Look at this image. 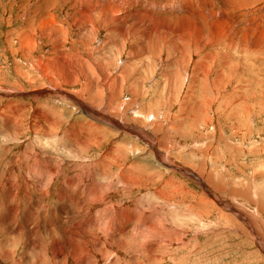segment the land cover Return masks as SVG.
I'll return each instance as SVG.
<instances>
[{"label": "rangeland", "instance_id": "obj_1", "mask_svg": "<svg viewBox=\"0 0 264 264\" xmlns=\"http://www.w3.org/2000/svg\"><path fill=\"white\" fill-rule=\"evenodd\" d=\"M61 1L0 0V179L11 175L10 183H14L15 186L14 175H26V178L30 182L32 181L33 184L29 188L32 195L27 200L22 199L21 201L15 192H12V194L4 192L8 197L2 196L3 192L0 189V195L3 198H7V200L0 199L5 205V207L0 208V216L6 215L8 211L7 206L13 197L15 198V202L11 201V203L16 206L17 212L15 211L14 213V218L17 219L16 222L23 221L24 217H28L29 215L32 217L33 215L40 223H45L48 217L52 221L59 219V223L63 221L62 225L67 226V224L71 223V226L69 225L70 227L65 228L64 231L67 235L71 236L70 234H72V236L78 237V240H81L76 246L80 253L78 260L82 262L84 256H82L83 252H81V248L84 243L95 241L99 235H102L101 231L94 230L89 224H85V219L91 216L94 219H100L99 222L103 224L106 220L104 218L105 215H103L104 211L106 212L114 205H118L122 211H125V214L129 212L136 215L135 219L126 225V231L130 232V236L126 235L125 237L129 238L130 242L133 240L131 236L133 234L135 236L137 233L135 237L143 234L139 237L141 239H139L140 244H142L143 237L145 236L143 232L151 224H153L154 228L163 226L168 228V230L157 231L149 235L150 237L153 235V238H148V236V240H146L147 238L144 240L145 244L148 243L149 246H155L153 251L148 252L149 248L146 249L145 246L144 248L135 249L134 245L129 247L126 245L124 246V250L121 251L122 253H119L116 251L119 249L117 246L115 251L109 250L113 254H110L111 258L109 256L104 261V264H264V41H262L264 40V0H243L241 1L242 3L231 5L230 10L237 13L236 17L238 21L235 20V22L236 25L238 24V28L236 30L239 37L241 36L242 38L238 37V39L233 40L232 37H229L230 40L228 39L225 42L226 46H223L224 49H219V47L214 49L212 48L213 46L209 45V40L214 38L209 36L210 29L205 30L204 27H202L204 29V34L202 35L206 36L207 40L204 39V43L207 41L208 45L205 44L203 51L194 48L193 40L186 42L188 33L178 35L167 34L166 40L168 39V43H171L169 49L172 48L173 41L175 43L177 41V46L181 47V50L184 52L180 56V60L183 61L182 69L188 66L189 68L182 75L180 73L178 75L175 70L179 65H172V54L169 56L165 52L159 55L158 50L162 46V43L165 45L162 40L153 35L151 40H146L140 32L131 29L133 37L129 36L124 49L121 47L125 43L124 39L120 33L112 29V26L115 25L114 21H109L108 19L107 22H102L99 20V14L94 11L90 16L83 15L84 8L81 3L75 6L71 0ZM129 1L131 0H118L120 3L118 13L110 12L107 18L114 14L120 15L122 11L121 16H119L122 22L128 24L135 21L143 22L144 19H140L139 14L151 9L142 8L136 4L133 5L135 8L128 5L129 9L126 10L124 8H127ZM161 1L158 0L157 2L161 3ZM75 10L76 12H74ZM156 13L155 11L154 14ZM157 14L164 17L161 12ZM48 15L55 17L57 22L55 29L61 26L60 29L57 28L56 30L61 31L58 34L59 39L55 42L54 39L46 37L45 31L48 28L44 25L43 20L49 18ZM177 16L183 17L180 14ZM88 19L89 22L93 21V24L87 22ZM174 19L179 18L175 17ZM186 22H188V25L184 24L185 26L183 25L182 27H189L194 30L198 29L197 23L200 24L199 19L191 20L190 17H188ZM202 25L209 26L208 23ZM230 28L234 29L232 26ZM254 28L256 31H254ZM237 31H233V33L236 34ZM256 32H258V35ZM235 34L233 35L235 36ZM182 35H185L186 39ZM244 37H248L250 41L255 42H246L245 44ZM256 38L260 39L261 44L257 42ZM48 40L51 42L49 43ZM137 40L151 47L153 51L155 50V53H157L155 56L159 64H157L158 61L149 58L148 54H145L142 58L146 59V62L140 63L142 59H135L131 43L136 42L134 43L135 46L138 43ZM22 41H32L34 44L30 50H27L31 56L29 59L22 54ZM215 44L219 46L218 43ZM246 45L250 47L247 46L246 48ZM98 47L101 48L100 52H97ZM90 48L93 49V52ZM209 51H213V54ZM119 52L120 54L117 56ZM52 53H59L61 55L64 53V61L65 58H67V62L70 59L68 63L74 65L78 64V60L75 62L73 60L76 59H72V57L74 54L77 56V54L82 53L81 59L85 62L83 65L91 66V63H95L96 65L101 64L102 68L107 72L108 82H110V76L116 78L121 75V78H118V87L115 89V92L118 90L119 93L114 95V99L123 105L125 111V116L121 117L123 122L120 124L122 133L119 130L117 131L119 127L112 129L111 126L110 128V125H107L110 122L109 120L103 123L104 126L103 124H95L100 127L102 126L101 130L106 133L104 135L101 132V134L103 133L100 136L102 142L98 138L93 140L90 138L86 139L85 134H82L80 141L70 142L66 138L68 141L66 142L65 140L64 142L61 140V135L55 137L51 132L47 137L49 141L46 140L44 134L38 135L37 133H33L34 130H32L30 123L35 118L33 116L36 115L34 114L36 109L48 113L53 120L61 117V134L65 130L70 131L69 129H71L72 124L77 120L76 117H82L83 115L82 110H80L81 108L79 109L73 99L66 94L56 93V95L49 92L48 88L51 87V84H47L46 81L41 79V75L36 69V66H38L36 65V61L41 59L42 64L48 65L47 63H49L48 60L51 58L50 54ZM65 53L69 55L67 56ZM89 54H91V57ZM194 54L197 56H194ZM158 55L161 56L162 61H165L163 62L165 72L167 71V66L173 67H171L173 70L169 68V70H175L172 75L167 74V77H164L165 74L162 73L163 71L161 72V60H159L160 57ZM94 57L100 60H96ZM174 59L179 60L178 57ZM107 62L108 64L110 63V66ZM59 63L62 62H56L55 64ZM137 64L139 65L137 70L139 74L136 71L134 72L136 75L133 73L125 76L123 72L128 68V65L131 67ZM166 64L170 65L166 66ZM208 64H210V67ZM46 65H44L45 69L49 67ZM142 66L145 67L144 70ZM151 66L154 68L157 66L158 69H153ZM44 67L42 66L41 69L44 70ZM140 67L141 71H139ZM199 68L202 71L204 70L203 73L209 76V80L205 79L208 83H203L202 77H198L196 72ZM147 69L149 70L148 72ZM195 70L196 72H194ZM150 73L153 77L149 76ZM169 75L172 77H169ZM138 76L140 78H137ZM141 77L143 78L141 79ZM173 77L176 80H173ZM100 78L98 80L93 79L91 80L92 82L89 81V78L87 82L81 80L78 86H64L63 90L67 91L69 95L72 92L79 93L81 91V94H86L87 99L85 98V102L89 105H92L91 101L99 100V102H103V96L106 99V95L101 96L100 99L96 96L98 95L96 90H99L101 93V90H104L99 85L100 83L104 84V79ZM152 79L153 81H151ZM132 80H136L135 82L138 83H134L135 86L133 84L130 85V81ZM146 80L150 82L147 83ZM174 84H176V87ZM87 85L91 88V93L86 90ZM131 88L136 89L134 92H131ZM35 91L42 93L38 92L37 94ZM31 94L35 97L30 96ZM202 98L213 99L210 101L213 104L212 110L201 104L204 102ZM122 101H125L124 104ZM158 101H161V103ZM17 104L21 106L22 112L16 111ZM103 104H108V100L107 102L105 100ZM137 104L140 106L141 113L135 111ZM95 106L92 105V107ZM205 109H209L210 111L206 112L204 111ZM72 111L75 118H72L74 117L73 114L71 115ZM84 115V119L89 121L92 118L90 120L92 123L97 122V116L94 117L93 113L91 117L84 111ZM135 116L138 120L140 118L143 123L140 124ZM8 118H10V124H6ZM87 124L89 122L85 123V125ZM145 124H154L156 126L148 128ZM132 129H140L146 132L154 141H160V137L164 138L167 133V140L169 141H167L166 145L163 144L162 148L161 144L156 146V150L161 157L154 150H150L151 147L148 141L142 137L141 139L138 134L133 133ZM130 135L137 138V140L132 142L133 144L127 143L129 142L128 138ZM54 137L55 139L59 138L57 142L52 140ZM125 137L128 140L125 141ZM36 138L41 140L38 141ZM163 146L166 147L163 148ZM135 147L136 149H134ZM112 149H114L112 158H109L105 163L100 162L102 157L108 156L113 151ZM28 150L35 152L34 155L37 153L35 156L39 157H35V161L31 162L33 156L31 153H28ZM29 162L31 163L27 168L26 165L28 166ZM172 162L177 167L171 166L170 163ZM35 163H41V166H33ZM130 171H133L132 173H135V175H131ZM42 174L43 176H40ZM51 175H58L55 180L56 182L54 181V177L51 180ZM85 175L90 176L87 177ZM120 175L127 179V186L124 184L125 182H121ZM86 179H90L89 183H92V185L88 184ZM50 181H54L55 184L50 183ZM203 181L206 189L202 187ZM103 184L111 188V193L108 194L105 200L102 199L104 202L93 205L92 201L98 194L92 189ZM132 184L134 187H132ZM3 188L9 191L10 186L3 185ZM174 188L179 193L175 192ZM121 191L122 193L120 194ZM166 191L170 192V194ZM182 191L185 193H182ZM159 192L167 193L168 196L156 198L154 195ZM62 193H64V196ZM39 195H41L40 198ZM166 197H169V199L166 200ZM202 198L204 202L200 201ZM66 200H68L67 203ZM1 210H3L2 213ZM75 211L76 213L71 219L68 213L72 214ZM113 214H109V217ZM115 216L116 212L114 214L115 219L112 218V221L118 218V216ZM122 219H124L123 222L125 223L128 221L125 215ZM161 219L163 220L162 224L159 223ZM74 220H77L78 223L76 224ZM167 222L169 225L166 224ZM135 226L136 228H134ZM134 230L136 233H134ZM137 230L139 231L137 232ZM180 230L185 231V233L183 232V235L179 234L178 231ZM42 231L39 230V234H36L37 232H29L28 236L36 239L41 234L42 243L43 238L47 239L43 245L45 249L49 250V252L47 250L45 256H49L51 255L50 249L53 241L45 231H43L44 233ZM174 231L177 233L175 234ZM1 234L0 240L4 237ZM29 237H26V239L22 238L21 245L19 242L16 244V259L23 258V254L26 253L27 248L24 243ZM59 242L61 243L60 246L63 244L66 246L64 241L59 240ZM163 245L165 248L162 247ZM147 253L152 257L147 255ZM32 257L30 256V259H33ZM70 258L75 259V255H71ZM70 263H73L72 259H70ZM30 264H33V262Z\"/></svg>", "mask_w": 264, "mask_h": 264}, {"label": "bare ground", "instance_id": "obj_2", "mask_svg": "<svg viewBox=\"0 0 264 264\" xmlns=\"http://www.w3.org/2000/svg\"><path fill=\"white\" fill-rule=\"evenodd\" d=\"M63 1V0H62ZM61 1V2H62ZM74 2L75 6L76 5H80V3L82 4L83 6V12L82 14L83 15H87V16H90L91 13L94 11L95 13H98L100 17L99 20H101L102 22L106 21L109 19V21H114L115 22V25L112 26V29L118 33L121 34L122 38L124 39L125 43H123L121 45V47H123L125 49V46L128 42V39H129V36L132 34L131 33V29H134L138 32H140L142 35H144V39L146 40H151V38L154 36L160 40H162L165 45H163L162 43V46L159 48L158 50V53L160 55V53H168L169 56L172 54L173 55V66L175 65H179L178 68L176 67L175 70H176V73H180V75H182L186 70L187 68H189V66L187 68H183L182 69V65H183V61L180 60V56L182 55V50H181V47L177 46V41L175 43V41H173L172 43V48L169 49V46H170V42L168 43V39L166 40V36L167 34H181V33H188V38H187V41L186 42H189L190 40H193L194 42V45H195V49L196 50H200V51H203V48L205 46V44H207L208 42L206 41L204 43V39H206L202 34L203 33V30L205 29H210L209 30V36H212L214 39L211 38V40H209V45L210 46H213L212 48H216V47H219L220 48H223V46H226L225 42L230 38L229 37H232L233 40L234 39H238L239 35H238V31L236 30L238 28V24L236 25V22L235 20H237V17H236V14L234 11L232 12L230 9H231V5H236L238 3H240L241 1L243 0H160V2H157L158 0H131L127 3V8H124V9H129L128 8V5H138V6H141L142 8H150L151 10L150 11H147V12H143L142 14H139V18L140 19H144L143 22H138V21H135V22H131L130 24L126 23V22H122L121 19H119V16H121V12H120V15H111L109 16V18H107V16L109 15L110 12H113V13H118V8L120 6V3L118 2V0H71ZM245 1V0H244ZM242 3V2H241ZM65 4V3H64ZM44 5V4H43ZM72 5V4H71ZM125 5V4H124ZM243 5V4H241ZM41 6V5H40ZM66 6V5H65ZM240 6V5H239ZM248 6V5H247ZM73 7V6H72ZM79 7V6H78ZM77 7V8H78ZM134 7V6H133ZM51 8V7H49ZM76 8V7H75ZM135 8V7H134ZM72 9V8H71ZM81 9V8H80ZM236 9V8H235ZM254 9V8H253ZM47 10V9H46ZM57 10V9H56ZM115 10V11H113ZM237 10V9H236ZM242 10V9H241ZM258 10V9H257ZM52 11V10H51ZM82 11V10H81ZM135 11V10H134ZM141 11V10H140ZM155 11L158 13V12H161L164 17H162L161 15L159 14H154ZM42 12V11H41ZM53 12V11H52ZM76 12V10L74 11ZM132 12V11H131ZM142 12V11H141ZM44 13V12H43ZM128 13V12H127ZM73 14V13H72ZM76 14V13H75ZM74 14V15H75ZM78 14V13H77ZM178 14H180L181 16H183L182 18H180L179 16H177ZM33 15V14H32ZM70 15V14H69ZM125 15V14H124ZM37 16V15H36ZM93 16V15H92ZM47 17V16H46ZM49 18L47 19H44L43 20V23L44 25H46V27L48 28L46 32V37L48 38H52L54 39V42L57 41L59 39V32L61 31H56L57 28L60 29V27H57L55 29V25H56V20H55V17L52 16V15H48ZM74 17V16H73ZM76 17V16H75ZM124 17V16H123ZM179 18V19H174V18ZM188 17L192 19H199V23H197V27L198 29L197 30H194L192 28H189V27H182L184 24L185 25H188V22H186L188 20ZM69 18V17H68ZM67 18V19H68ZM83 18V17H82ZM81 18V19H82ZM95 18V17H94ZM126 18V17H125ZM259 18V17H257ZM123 19V18H122ZM261 19V18H260ZM37 20V18H36ZM72 20V19H71ZM129 20V19H128ZM127 20V21H128ZM132 20V19H131ZM252 20V19H251ZM250 20V21H251ZM259 20V19H258ZM257 20V21H258ZM108 21V22H109ZM141 21V20H140ZM238 21V20H237ZM240 21V20H239ZM39 22V21H38ZM60 22V21H59ZM74 22V21H72ZM87 22H89V19L87 20ZM93 21L89 22V23H92ZM180 22V23H179ZM254 22V21H253ZM41 23V22H40ZM67 23V22H66ZM179 23V24H178ZM204 23H208L209 26H203L202 24ZM239 23V22H238ZM80 24V23H79ZM83 24V23H82ZM93 24V23H92ZM91 24V25H92ZM97 24V23H96ZM106 24V23H105ZM128 24V25H127ZM246 24V23H245ZM248 24V23H247ZM262 24V23H261ZM89 25V24H88ZM99 25V24H98ZM108 25V24H107ZM184 25V26H185ZM259 25V23H258ZM39 26V25H38ZM84 26V25H83ZM164 26V27H163ZM234 27V29L230 28V27ZM256 26V25H255ZM45 27V28H46ZM70 27V26H69ZM77 27V25H76ZM75 27V28H76ZM103 27V26H102ZM180 27H182L181 29H179ZM193 27V26H192ZM204 27V29L202 28ZM253 27V26H252ZM39 28V27H38ZM46 28V29H47ZM84 28V27H83ZM87 28V27H86ZM96 28V27H95ZM100 28V26H99ZM244 28V27H243ZM64 29V27H63ZM179 29V30H178ZM250 29H251V26H250ZM31 30V29H30ZM39 30V29H38ZM67 30V29H66ZM237 31V33H233V31ZM239 30V29H238ZM242 30V29H241ZM76 31V30H75ZM103 31V29H102ZM208 31V30H207ZM207 31H204V32H207ZM245 31V29H244ZM252 31H253V28H252ZM254 31H256V29L254 28ZM262 31V30H261ZM39 32V31H38ZM88 32V31H87ZM109 32V31H108ZM134 32V31H133ZM242 32V31H241ZM247 32V31H246ZM245 32V33H246ZM73 33V32H72ZM77 33V32H76ZM240 33V32H239ZM252 33V32H251ZM257 35H258V32H256ZM263 33V32H262ZM40 34V33H39ZM81 34V33H80ZM110 34V33H109ZM225 34V35H224ZM235 34V36L233 35ZM62 35V34H61ZM79 35V33H78ZM153 35V36H152ZM208 35V34H206ZM233 35V36H232ZM26 36V35H25ZM45 36V35H44ZM66 36V35H65ZM74 36V35H73ZM97 36V35H96ZM132 36V35H131ZM137 36V35H136ZM135 36V37H136ZM170 36V35H169ZM168 36V37H169ZM183 36V35H182ZM185 36V35H184ZM183 36V37H184ZM133 37V36H132ZM143 37V36H142ZM241 37V36H240ZM239 37V38H240ZM27 38V37H26ZM33 38V37H32ZM71 38V37H70ZM87 38V37H86ZM96 38V37H95ZM114 38V37H113ZM170 38V37H169ZM173 38V36H172ZM179 38V36H178ZM185 38V37H184ZM242 38V37H241ZM240 38V39H241ZM66 39V38H65ZM112 39V38H111ZM186 39V38H185ZM210 39V37H209ZM257 39V38H256ZM28 40V39H27ZM26 40V41H27ZM43 40V39H42ZM45 40V39H44ZM61 40V39H60ZM68 40H69V37H68ZM89 40V39H88ZM142 40V39H141ZM178 40V39H177ZM184 40V39H183ZM207 40V39H206ZM258 43L261 44V41L260 39L258 38L257 39ZM23 42V46L21 47V51H23L22 54H24L26 56L27 59L31 58L30 56V53L27 51V50H30L32 47H33V43L32 41L30 42ZM29 41V40H28ZM49 41V40H48ZM131 41V40H130ZM133 41V40H132ZM167 41V42H166ZM185 41V40H184ZM239 41V40H238ZM242 41V40H241ZM264 41V40H262ZM51 41H49L50 43ZM65 42V41H64ZM68 42V41H67ZM138 42V40H137ZM155 42V41H154ZM185 42V43H186ZM243 42V41H242ZM246 42H252L249 40V38H245L244 37V43L246 44ZM255 42V41H254ZM252 42V43H254ZM62 43V42H61ZM66 43V42H65ZM115 43V42H114ZM136 43V42H134ZM134 43L132 44L131 43V48L133 49L134 51V56H135V59H138V60H141L145 54H148V57L155 60V61H158L157 57L155 55H157V53H155V50L153 51L151 49V47H148L146 46L142 41H139L135 46H134ZM160 43V42H159ZM158 43V44H159ZM215 43H218L219 46H217V44ZM249 43V45H250ZM71 44V43H70ZM97 44V43H96ZM107 44V43H106ZM111 44V43H110ZM109 44V45H110ZM130 44V43H129ZM149 44V43H148ZM237 44V43H236ZM248 44V43H247ZM257 44V43H256ZM255 44V45H256ZM51 45V44H50ZM67 45V44H66ZM77 45V44H76ZM79 45V44H78ZM88 45V44H87ZM156 45V43H155ZM187 45V44H186ZM208 45V44H207ZM249 45H246V48L247 46L250 47ZM58 46V45H57ZM94 46V45H93ZM209 46V47H210ZM55 47V46H54ZM62 47V46H61ZM78 47V46H77ZM108 47V46H106ZM168 47V48H167ZM75 50H76V47L74 46ZM188 48V47H187ZM66 49V48H65ZM86 49V48H85ZM89 49V48H88ZM91 49V48H90ZM122 49V48H121ZM190 49V48H189ZM194 49V51H195ZM202 49V50H201ZM224 49V48H223ZM41 50V49H40ZM92 52H93V49H91ZM110 50V49H109ZM186 50V49H185ZM188 50V49H187ZM191 50V49H190ZM189 50V51H190ZM218 50V49H217ZM256 50V49H255ZM61 51V50H60ZM101 51V48L98 47L97 49V52H100ZM122 51V50H121ZM130 51V50H129ZM187 51V52H189ZM219 51V50H218ZM53 52V51H52ZM81 52V51H80ZM83 52V51H82ZM85 52V51H84ZM89 52V51H88ZM106 52V51H105ZM110 53V51H108ZM128 52V51H126ZM157 52V51H156ZM211 52V51H209ZM213 52V51H212ZM211 52V54H213ZM226 52V51H225ZM62 53V51H61ZM86 53V52H85ZM102 53V52H101ZM184 53V52H183ZM216 54V52H214ZM64 54V53H63ZM63 54H59V53H52L50 54L51 58L48 60L49 63H47L48 65L46 64H42V61L41 59L36 61V65L39 66H36V69L38 70V72L40 73L41 75V79L43 81H46L47 84L50 83L51 84V87H49L48 90L49 92H52L54 94L56 93H61V94H66L68 95L71 99L74 100V102L77 104V106L79 107L80 110H82L81 112L83 113L82 117H76L77 120L75 123L72 124V127L71 129H69L70 131H67L65 130L64 132H62L61 134V127H60V124H62L61 122V117H58V118H54L55 120H53L50 115H48V113H44L42 112L41 110L39 109H36V111L34 112V115L33 116V122L30 123V126L32 128V130H34L33 133H37L38 135H41V134H44V137L46 138V140H49L47 137L48 135L51 133H53V135L55 137H58V136H62L61 137V140L65 142L66 138L70 141V142H74V141H80L82 139V134H85L86 136V139L87 138H90V139H96L98 138L99 141H101L100 139V136L104 133V135L106 134L105 132H103L101 130V127L99 125H102L104 122H106L107 120H109L110 122L107 123V125H110V128L112 126V129H115L117 127H119L117 129V131L119 130L121 133H122V130L120 128V124L123 122V120H121L122 118L121 117H124L125 116V111H124V107L122 104H119L118 102H116L117 100L114 99V95L119 93V91L117 90L115 92V89H117L118 87V78H121V75L119 77H114V76H110V82H108V75H107V72L105 71L104 68H102V65H96L95 63L94 64H90L91 66H84L83 64L85 63L81 58H82V53L80 54H77V56L74 54L71 55L73 56L72 59H76V60H73V61H77L78 60V64L77 65H74V64H70L68 63L70 59H68V62H67V58H65V61H64V57H63ZM66 54V53H65ZM108 54V53H107ZM111 54V53H110ZM116 54V53H115ZM119 53H117V56H118ZM129 54V53H127ZM189 54V53H188ZM203 54V53H202ZM210 54V55H211ZM67 55V54H66ZM69 55V54H68ZM67 55V56H68ZM91 54H89L90 56ZM98 55V54H97ZM113 55V54H112ZM161 60V56H159ZM184 55V54H183ZM192 55V54H191ZM196 54H194L195 56ZM245 55V54H244ZM66 56V57H67ZM101 56V55H99ZM98 56V57H99ZM122 56V55H121ZM131 56V55H130ZM179 58L178 59H174V58ZM186 56V54H185ZM197 56V55H196ZM205 56V55H204ZM207 56V55H206ZM212 56V55H211ZM234 56V55H233ZM91 57V56H90ZM147 57V58H148ZM187 57V56H186ZM191 57V56H190ZM189 57V58H190ZM213 57V56H212ZM220 57V56H219ZM236 57V56H235ZM24 58V57H23ZM25 58V59H26ZM69 58V57H68ZM84 58V57H83ZM96 58V60H98L99 58L97 57H94ZM130 58V57H129ZM133 58V56H132ZM155 58V59H154ZM206 58V57H205ZM233 58V57H232ZM71 59V60H72ZM134 59V60H135ZM150 59V60H151ZM208 59V58H207ZM214 59V58H213ZM34 60V59H33ZM46 60V61H47ZM100 60V59H99ZM148 60V59H147ZM87 61H90V60H87ZM92 61V60H91ZM149 61V60H148ZM152 61V60H151ZM150 61V62H151ZM154 61V62H155ZM185 61V60H184ZM200 61V60H199ZM207 61V60H205ZM56 62H62V63H59V64H55ZM72 62V61H71ZM103 62V61H102ZM131 62V61H130ZM136 62V61H134ZM138 62V61H137ZM142 62H146V59H142L140 61V63ZM165 61H160V66H162L161 68V72L165 74L164 77H167V74H173L174 71H172L173 67H169L167 65H170V64H166L167 66V71L165 72L164 71V63ZM198 62V61H197ZM210 62V60H209ZM53 63V64H52ZM73 63V62H72ZM79 63H81L79 65ZM88 63V62H87ZM90 63V62H89ZM97 63V62H96ZM104 63V62H103ZM126 63V62H125ZM171 63V62H169ZM185 63V62H184ZM193 63V61H192ZM202 63V62H201ZM52 64V65H51ZM63 64V65H62ZM108 64V62H107ZM110 64V63H109ZM108 64V65H109ZM135 64V63H134ZM154 64V63H153ZM157 64H159V61L157 62ZM188 64V63H187ZM199 64V63H198ZM205 64V63H204ZM44 65H46L48 68L45 69ZM95 65V66H94ZM114 65V63H113ZM142 65V64H141ZM152 65V64H151ZM209 67H210V64H208ZM44 67V70L41 69V67ZM105 66V65H104ZM110 66V65H109ZM112 66V65H111ZM138 64L137 65H134V66H131L129 67L128 65V68L124 70V74L125 76L126 75H131L133 74L134 72H136L138 70ZM148 66V65H147ZM150 66V65H149ZM196 66V65H194ZM33 67V66H32ZM156 68L152 67L153 69H158L157 66H155ZM203 67V65H202ZM208 67V68H209ZM34 68V67H33ZM114 68V67H113ZM126 68V66H125ZM169 68H171L172 70H169ZM205 68V66H204ZM142 69L144 70L145 67L142 66ZM141 67H140V70H142ZM193 69V68H192ZM155 70V72H156ZM180 72H179V71ZM208 70V69H207ZM210 70V69H209ZM149 70L147 69V72ZM151 71H153L151 69ZM204 71V70H203ZM203 71L201 70V68H199L196 72V70L194 72H196L198 74V77H202V80H203V83H208L207 81H205V79L209 80V76L207 74H204ZM145 72V71H144ZM154 72V71H153ZM189 72V71H188ZM212 72V71H211ZM21 73V72H20ZM138 73V71H137ZM186 73V72H185ZM191 73V72H190ZM195 73V74H196ZM207 73V72H206ZM118 74V73H117ZM135 74V73H134ZM139 74V73H138ZM146 74V73H144ZM194 74V75H195ZM24 75V74H23ZM136 75V74H135ZM149 75V74H148ZM155 75V74H153ZM19 76V75H18ZM133 76V75H132ZM141 76H142V73H141ZM144 76V75H143ZM150 77H153L150 73L149 75ZM158 76V75H157ZM177 76V75H176ZM175 76V77H176ZM186 76V75H184ZM24 77V76H23ZM102 77V80L104 81V84L102 85L101 83L99 84L98 81H96V83L98 82L99 85H101V88L104 89V90H101L102 93L99 91V90H96V93H98V95H96L99 99L101 96L103 95H106L107 98L105 99L104 96H103V102L105 103V100L107 102L108 100V104L104 105L103 102H99L98 101H91L92 102V105L95 106V107H92V105H89L87 104L85 101V98H86V94H81L80 92L79 93H73L69 95V93L65 90H63V87L67 86V87H76L78 86V83L81 82V80L83 81H86L88 80V78L90 79L89 81L93 80V79H97ZM130 77V76H129ZM149 77V78H150ZM169 77H172L169 75ZM25 78V77H24ZM133 78V77H131ZM137 78H140L139 76ZM143 77H141L142 79ZM187 78V76L185 77ZM101 79V78H100ZM99 79V80H100ZM148 79V78H147ZM134 80V79H133ZM130 81V85L134 83H138V82H135V81ZM139 80V79H138ZM173 80H176L174 77H173ZM181 80V79H180ZM38 81V80H37ZM102 81V82H103ZM153 81V79L151 80ZM92 82V81H91ZM126 82V81H125ZM147 82V80H146ZM150 82V81H148ZM147 82V83H148ZM38 83V82H37ZM143 83V82H142ZM146 83V84H147ZM157 83V82H156ZM97 84V85H98ZM124 84V83H123ZM1 85V84H0ZM20 85V84H19ZM94 85V84H93ZM121 85V84H120ZM175 87H176V84H174ZM96 86V85H95ZM181 86V84H180ZM207 86V85H206ZM209 86V84H208ZM211 86V84H210ZM215 86V85H214ZM122 87V86H121ZM131 87V86H130ZM129 87V88H130ZM141 87V86H140ZM213 87V86H212ZM100 88V86H99ZM125 88V87H124ZM182 88V87H181ZM205 88V87H204ZM83 89V88H82ZM91 88L89 87V85L86 86V90H88L90 93L92 92L90 90ZM96 89V88H95ZM121 89V88H120ZM136 89V88H135ZM135 89L131 88V92H134ZM146 89V88H145ZM163 89V88H162ZM180 89V88H179ZM207 89V88H205ZM24 90V89H23ZM44 90V89H43ZM85 90V89H84ZM85 90V91H86ZM143 90V89H142ZM151 90V89H150ZM194 90V89H193ZM3 91V90H2ZM9 91V90H8ZM47 91V90H45ZM43 91V92H45ZM127 91V89H126ZM146 91V90H145ZM211 91V90H210ZM5 92V91H3ZM11 92V91H10ZM39 93H42L40 91H35V93L38 94ZM76 92V91H75ZM88 92V93H89ZM149 92V91H148ZM83 93V92H82ZM89 93V94H90ZM122 93V91H121ZM120 93V94H121ZM126 94V93H125ZM135 94V93H134ZM18 95V94H17ZM23 95V94H22ZM51 95V94H49ZM57 95V94H56ZM55 95V96H56ZM132 95V94H131ZM30 96H33L35 97L33 94H31ZM54 96V97H55ZM135 96V95H134ZM137 96V95H136ZM170 96V94H169ZM208 96V95H207ZM37 97V96H36ZM41 97V96H40ZM138 97V96H137ZM135 97V98H137ZM210 97V96H209ZM60 98V97H59ZM62 98V97H61ZM122 98V97H120ZM133 98V97H132ZM207 98V97H206ZM206 98H202L204 99V102H202L201 104L205 105L206 108H210L211 110L213 109L212 105L210 103L211 100L209 99H206ZM31 99V98H30ZM33 99V98H32ZM67 99V98H65ZM87 99V98H86ZM119 99V98H118ZM142 99V98H141ZM122 100V99H121ZM35 101V99H34ZM138 101V100H137ZM71 102V101H70ZM116 102V103H115ZM125 102V101H124ZM124 102L122 101V103L124 104ZM161 103V101H158ZM72 103V102H71ZM89 103V102H88ZM185 103V101H184ZM209 103H210V106H209ZM74 104V103H73ZM216 104V103H215ZM18 106L16 107V111L19 112L21 111L22 112V109L21 106H19V104H17ZM125 106V105H124ZM153 106V104H152ZM167 106V105H166ZM179 106V105H178ZM192 106V105H191ZM73 107V106H72ZM133 107V106H132ZM140 106L137 104L135 106V111H139L140 113L142 112L141 109L139 108ZM74 108V107H73ZM134 108V107H133ZM166 108V107H165ZM168 108V107H167ZM202 108V107H201ZM76 109V108H75ZM199 109V108H198ZM24 111V110H23ZM84 111L86 112V114H88L89 116L94 115L97 116V122L95 123H92L90 120L92 119L91 117H88V118H91L89 121L87 119H84L83 116L84 115ZM133 111V110H132ZM131 111V112H132ZM134 111V113H135ZM204 111H210L209 109L208 110H204ZM80 112V113H81ZM139 113V114H140ZM6 114V113H5ZM73 114V111L71 113V115ZM1 115V114H0ZM13 115V114H12ZM136 115V114H135ZM4 116V115H3ZM63 116V115H62ZM74 117L72 118H75V115L73 114ZM138 116V115H136ZM135 116V117H136ZM20 117V116H19ZM71 118V117H70ZM86 118V117H85ZM137 118V117H136ZM12 119V118H11ZM17 119V117H16ZM15 119V120H16ZM94 119V118H93ZM124 119V118H123ZM0 120H1V117H0ZM14 120V119H13ZM21 120V119H20ZM19 120V122H20ZM138 120V118H137ZM136 120V121H137ZM74 122V121H73ZM86 122H89V124L85 125ZM138 122L140 124L143 123L142 120H138ZM137 122V123H138ZM5 123V122H4ZM10 124V118L7 119V122L6 124ZM15 123V122H14ZM13 123V124H14ZM129 123V122H127ZM149 123V121H148ZM158 123V122H157ZM16 124V123H15ZM95 124H99V125H95ZM125 124V123H123ZM106 125V124H105ZM126 125V124H125ZM130 125V123H129ZM133 125V124H132ZM104 126V124H103ZM134 126V125H133ZM139 126V125H138ZM146 127L150 128V127H153L154 124L152 125H149V124H145ZM144 126V127H145ZM156 126V125H155ZM154 126V127H155ZM160 126V125H159ZM109 128V127H108ZM124 128V127H123ZM127 128V127H126ZM111 129V130H112ZM147 129V128H146ZM12 130V129H11ZM161 130V129H160ZM79 131V132H78ZM109 131V130H108ZM130 131V130H129ZM133 133H136L140 136V138L142 137L143 139L145 138L151 149L150 150H154V152L159 156L161 157V155L159 154V152L156 150V146L157 145H160L161 144V148H162V145L167 143V140L168 139V134L166 133L165 134V137L161 138L160 141L158 140H155L152 139L150 137L149 134H147L146 132L140 130V129H132ZM153 131V130H152ZM170 131V130H169ZM168 131V132H169ZM101 132H103L101 134ZM131 132V131H130ZM110 133V132H108ZM120 133V134H121ZM156 134H158L157 132H155ZM159 135V134H158ZM36 136V135H35ZM51 136V135H50ZM19 137V136H18ZM37 137V136H36ZM52 138V140L54 142H57L59 138H56L55 139ZM138 137V136H137ZM38 138V137H37ZM36 138V139H37ZM51 138V137H50ZM141 138V139H142ZM156 138V137H155ZM158 138V137H157ZM129 139V140H128ZM126 139L125 137V141L128 140L129 142L127 143H132L134 140H137L136 136L135 137H132L131 135L129 136V138ZM38 140V139H37ZM41 140V139H39ZM38 140V141H39ZM51 140V141H52ZM66 140V142L68 141ZM50 141V140H49ZM83 141V140H82ZM81 141V142H82ZM95 141V140H94ZM124 141V140H122ZM162 141V142H161ZM88 142V141H87ZM96 142V141H95ZM102 142V141H101ZM83 143V142H82ZM135 143V142H134ZM171 143V142H170ZM133 144V143H132ZM83 145V144H82ZM94 145V144H93ZM92 145V146H93ZM169 146V145H168ZM175 146V145H174ZM81 147V146H79ZM166 147V146H165ZM163 146V148H165ZM168 148V147H167ZM136 149V147L134 148ZM33 150V148H32ZM32 150H28L29 152L28 153H31L32 156H33V161H35V157H39V156H35L34 153ZM111 150V149H110ZM113 151H111L110 154H108V156H104L102 157L100 160V162L102 163H105L109 158H112V154L114 155V149H112ZM116 150V149H115ZM46 153V152H45ZM108 153V152H106ZM50 155V153H49ZM52 158V157H51ZM163 158V157H162ZM179 159V158H178ZM57 160V159H56ZM167 161V160H166ZM29 162L28 163V166L26 165V167L28 168L29 167V164L31 163ZM38 162V161H37ZM48 162V161H47ZM50 162V161H49ZM15 163V162H14ZM116 163V162H115ZM166 163V162H164ZM163 163V165H164ZM33 164V163H32ZM62 164V163H61ZM60 164V165H61ZM177 164V163H176ZM15 165H17V163H15ZM19 165V164H18ZM22 165V164H21ZM49 165V164H48ZM54 165V164H53ZM58 165V164H57ZM171 166L175 167L176 165L172 163H170ZM35 167H38V166H41V163H35V165H33ZM177 167V166H176ZM13 168V167H12ZM33 168V167H32ZM31 168V170H32ZM49 168V167H48ZM83 168V167H81ZM181 168V167H179ZM18 169V168H17ZM51 169V168H50ZM92 169V168H91ZM175 169V168H174ZM34 170V169H33ZM182 170V169H181ZM183 170H185L183 168ZM54 171V170H53ZM60 171V170H59ZM39 172V171H38ZM133 171H130L129 173L131 175H135V173H132ZM136 172V171H134ZM15 176V186H14V183H10V179H11V175H8L7 177H3L0 179V189L2 190L3 194L2 196H6L8 197L5 193L7 194H12V192H15L17 194V197L18 199H20V201L23 199V200H27L28 197L30 195H32L31 191H30V187L33 185L32 184V181L30 182V180L28 178H26V175H14ZM40 176H43L40 175ZM52 176V179L53 180V177H54V181L57 179L58 175H51ZM60 176V175H59ZM87 177H89L90 175H85ZM189 176H194V175H189ZM198 176V175H197ZM202 176V175H201ZM1 177V176H0ZM66 177V176H65ZM92 177V175H91ZM196 178V176H195ZM200 178V177H198ZM197 178V179H198ZM43 179V178H42ZM41 179V180H42ZM85 179V178H84ZM87 180V179H86ZM89 180L88 179V184L92 185V183H89ZM120 180L121 182H125L124 184L127 186L128 182H127V179H125L123 176L120 175ZM201 180V178H200ZM208 180V179H207ZM45 181V180H44ZM54 181H50V183L52 182V184H55ZM69 181V180H68ZM79 181V180H78ZM85 181V180H84ZM198 181V180H197ZM202 181V180H201ZM206 181V180H205ZM43 182V181H42ZM80 182V181H79ZM93 182V181H92ZM171 182V181H169ZM168 182V183H169ZM47 183V182H46ZM85 183V182H84ZM94 183V182H93ZM198 183V182H197ZM32 184V185H31ZM64 184V183H63ZM79 184V183H78ZM87 184V185H88ZM3 185H9L10 188H9V191H7L5 188H3ZM31 185V186H30ZM36 185V184H35ZM34 185V186H35ZM43 185V184H42ZM49 185V183H48ZM57 185V184H56ZM149 185V184H148ZM175 185V184H174ZM212 185V184H211ZM41 186V185H40ZM71 186V185H70ZM78 186V185H77ZM94 186V185H93ZM112 186V185H111ZM205 184H204V181L202 183V187L205 188ZM132 187H134V185L132 184ZM168 187V186H167ZM52 188V187H51ZM73 188V187H71ZM84 188V187H83ZM86 188V187H85ZM88 188V187H87ZM121 188V187H120ZM37 189V188H36ZM40 189V188H39ZM43 189V188H42ZM45 189V188H44ZM69 189V188H68ZM78 189V188H77ZM148 189V188H147ZM166 189V188H165ZM175 189V188H174ZM206 189V188H205ZM214 189V188H213ZM94 192H96L98 194V196L92 201L93 202V205H98L102 202H104L102 199L105 200V198H107L108 194L111 193V188L108 187L107 185H99L97 187H95L94 189H92ZM209 190V189H208ZM64 191V190H63ZM72 191V190H71ZM123 191V190H122ZM122 191L120 192V194L122 193ZM178 191V190H177ZM176 189H175V192H177ZM180 191V189H179ZM5 192V193H4ZM164 192V191H163ZM163 192H159L158 194H155L154 196L156 198H164V196H168V194H170V192L165 193L167 195H165ZM41 193V192H40ZM76 193V192H75ZM179 193V192H177ZM181 193V192H180ZM182 193H185L182 191ZM61 194V193H60ZM63 196H64V193H62ZM43 195V194H42ZM51 195V194H50ZM119 195V194H118ZM1 195H0V199L1 200H7V198H3ZM41 195H39V198H40ZM79 196V194H78ZM82 196V195H81ZM120 196V195H119ZM32 197V196H31ZM30 197V198H31ZM77 197V196H76ZM170 197V196H169ZM169 197L165 198L166 200L169 199ZM181 197V196H180ZM64 198V197H63ZM66 198V196H65ZM86 198V197H85ZM15 198H11L10 201H9V204H8V211L6 213V215H1L0 216V233H2V240H0V264H6V263H11L13 262L12 264H30L33 262V264H104V261L109 258L110 254H113V252L109 251L110 249L115 251V248L118 246L119 249H117L116 251H118L119 253H122L121 251L124 250V246H132L134 245L135 249L136 248H145L148 249L147 251L150 252V251H153L155 248L151 246H149V244H145L146 242H144V240L150 235V234H153V233H156L157 231H160V230H165L167 231L168 228L166 227H163V226H157V228H154L153 224H151L150 226H148L145 230H144V240H143V243L140 244V236H142L143 234H140L138 237H135L137 236V233L136 231L134 230V234L131 236L133 240H131V242L129 241V238H126L125 236L128 235L130 236V232L126 231L127 229V224H129L132 220L135 219L136 215L135 214H132V213H129V212H126L125 214V211H122L120 207H118V205H114L113 207H111L110 209H108L106 212L104 211L103 215H105V223L101 224L99 222L100 219H97V218H92L91 216H89L88 218L85 219V224H89V226L94 229V230H97V231H101L100 233H102V235H99L97 237V239H95V241H88L86 243H84L83 247L81 248V252H83V255L84 256V259L83 261L81 262L80 260H78V258L80 257V253H79V249L77 248L76 244L80 243L81 240H78V237H75V236H72V234H70L71 236L67 235L64 231L65 228L67 227H70L71 226V223H69V225L67 224L66 225H62L63 221L61 223H59L60 221H58L59 219H54L53 221L50 220L48 217L45 221V223H40V221H37L38 219H36L33 215L32 217L29 215L28 217H24V219H22L23 221H19V222H16V218H14V213L16 211V206L13 205L11 203L12 202H15L14 201ZM79 199V198H78ZM77 199V200H78ZM84 199V198H83ZM41 200V199H40ZM61 200V198H60ZM63 200V199H62ZM35 201H38V200H35ZM43 201V200H42ZM68 200H66V203H67ZM74 201V200H73ZM200 201L204 202V199H200ZM58 202V201H57ZM62 202V201H61ZM87 202V201H86ZM90 202V201H89ZM15 204V203H14ZM18 204V203H17ZM107 204V203H106ZM170 204V203H169ZM4 204L2 203V201H0V208L1 207H5V205L3 206ZM23 205V204H22ZM85 205V204H84ZM19 206V205H18ZM21 206V205H20ZM41 206V205H40ZM39 206V208H40ZM35 207V206H34ZM71 207V206H70ZM80 207V206H79ZM36 208V207H35ZM61 208V207H60ZM105 208V207H104ZM3 209V208H2ZM20 209V208H19ZM32 209V208H31ZM80 209V208H79ZM112 209V210H111ZM143 209V208H142ZM73 210V209H72ZM77 210V209H76ZM81 210V209H80ZM79 210V211H80ZM86 210V209H85ZM170 210V209H169ZM3 210H1V213H2ZM68 211V210H67ZM74 211V210H73ZM17 212V211H16ZM32 212V211H31ZM38 212V211H37ZM116 212V216H118V218L116 220H113L112 221V218H114V214ZM123 212V213H122ZM154 212V211H153ZM202 212V211H201ZM230 212V211H229ZM21 213V212H20ZM36 214V212H34ZM52 213V212H51ZM76 213L73 212L72 214H69L68 213V216L71 217V219L73 218L74 214ZM82 213V212H81ZM114 213V214H113ZM134 213V212H133ZM140 213V212H139ZM152 213V212H151ZM19 214V213H18ZM22 214V213H21ZM109 214H113L111 215V217H109ZM20 215V214H19ZM25 215V214H24ZM38 215V214H37ZM55 216H58L56 214H54ZM127 218V221L126 223L123 222L124 219H122L123 217ZM146 215V214H145ZM191 215V214H190ZM3 216V217H2ZM52 216V215H51ZM61 216V215H60ZM66 216V215H65ZM115 216V217H116ZM138 216V215H137ZM148 216V215H147ZM151 216V215H150ZM149 216V217H150ZM154 216V215H153ZM39 217V215H38ZM18 218V217H17ZM153 218V217H151ZM84 219V218H83ZM94 219V220H93ZM115 219V218H114ZM157 219V218H156ZM20 220V219H19ZM40 220V219H39ZM75 223L77 224L78 221L77 220H74ZM165 222V220H164ZM3 223V224H1ZM80 223V222H79ZM123 223V224H122ZM159 223H163V220L161 219V221ZM167 225L168 222L166 223ZM74 225V223H73ZM166 225V226H167ZM81 226V225H80ZM9 227V228H8ZM170 227V226H168ZM44 228H47V229H44ZM136 228V226L134 227ZM75 229V228H74ZM150 229H151V232H150ZM172 229V228H171ZM174 229V228H173ZM39 230H43L45 231L46 234H48L52 241H53V244H52V247L50 249V253L51 255L49 256H45L46 252H47V248L45 249L43 243L47 240V239H44L43 238V243H42V239L40 238V235L38 236V238L34 239L33 237H29L28 236V233L29 232H37L36 234H39ZM252 230V228H251ZM42 231V232H43ZM118 231V232H117ZM139 230H137L138 232ZM170 231V230H169ZM181 231V232H180ZM178 231L179 234H184L185 231H182L180 230ZM41 232V233H42ZM94 232V231H93ZM184 232V233H183ZM44 233V232H43ZM97 233V232H96ZM95 233V234H96ZM174 233L176 234L177 232L174 231ZM93 234V235H95ZM159 234V233H158ZM157 235V234H156ZM33 236V235H32ZM162 236V235H161ZM26 237H29L28 240L25 241L24 245L26 244V248H27V251L26 253H24L23 255V258H18L16 259V244L19 242L20 245H21V239L22 238H25ZM44 237V236H43ZM152 238L154 237L153 235L151 236ZM150 236L148 238H151ZM125 238V239H123ZM148 238L146 240H148ZM182 238V236H181ZM1 239V237H0ZM140 239V240H139ZM170 239V238H169ZM59 240H62L65 242L66 246H64V244L62 246H60V242ZM116 241V242H114ZM156 241V240H155ZM159 241V240H158ZM168 241V240H167ZM173 241V240H172ZM175 241V240H174ZM24 242V241H22ZM164 242V241H163ZM50 243V242H49ZM154 243V242H152ZM156 245V244H155ZM158 245V244H157ZM160 245V244H159ZM49 246V245H48ZM19 247V246H18ZM24 247V246H23ZM164 247V245L162 246ZM20 248V247H19ZM25 248V247H24ZM25 248V249H26ZM165 248V247H164ZM167 248V246H166ZM152 249V250H150ZM20 251V250H19ZM24 251V250H23ZM49 252V250H48ZM164 253V252H162ZM21 254V253H20ZM71 255H75V259L74 258H70ZM147 255H149L150 257H152L150 254L147 253ZM20 256V255H19ZM30 256H34L32 257L33 259H30ZM111 258V256H110ZM70 259L73 260V263H70Z\"/></svg>", "mask_w": 264, "mask_h": 264}]
</instances>
